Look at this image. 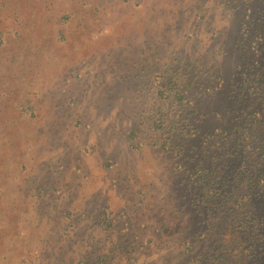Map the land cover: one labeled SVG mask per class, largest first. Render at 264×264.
<instances>
[{
  "label": "rangeland",
  "instance_id": "1",
  "mask_svg": "<svg viewBox=\"0 0 264 264\" xmlns=\"http://www.w3.org/2000/svg\"><path fill=\"white\" fill-rule=\"evenodd\" d=\"M99 255L264 264V0H0V264Z\"/></svg>",
  "mask_w": 264,
  "mask_h": 264
},
{
  "label": "trees",
  "instance_id": "2",
  "mask_svg": "<svg viewBox=\"0 0 264 264\" xmlns=\"http://www.w3.org/2000/svg\"><path fill=\"white\" fill-rule=\"evenodd\" d=\"M207 176H208V185H210L212 188H215L216 190H222L225 188L224 183L229 181V178L227 177L226 173H224L223 170L216 171L213 168H206ZM237 192L241 193L242 190H238ZM106 255L100 256L96 259V264H106Z\"/></svg>",
  "mask_w": 264,
  "mask_h": 264
}]
</instances>
